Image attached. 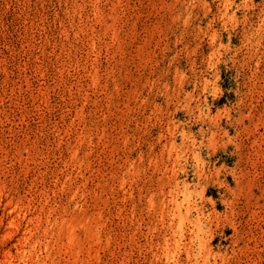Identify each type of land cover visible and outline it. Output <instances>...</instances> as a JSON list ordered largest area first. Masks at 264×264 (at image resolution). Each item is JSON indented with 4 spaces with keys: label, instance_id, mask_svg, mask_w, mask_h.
<instances>
[{
    "label": "rangeland",
    "instance_id": "374dc122",
    "mask_svg": "<svg viewBox=\"0 0 264 264\" xmlns=\"http://www.w3.org/2000/svg\"><path fill=\"white\" fill-rule=\"evenodd\" d=\"M0 264H264V0H0Z\"/></svg>",
    "mask_w": 264,
    "mask_h": 264
},
{
    "label": "bare ground",
    "instance_id": "6f19581e",
    "mask_svg": "<svg viewBox=\"0 0 264 264\" xmlns=\"http://www.w3.org/2000/svg\"><path fill=\"white\" fill-rule=\"evenodd\" d=\"M171 204H172V202H171ZM177 204H179L178 202H177ZM179 206V205H178ZM177 207V206H176ZM172 209V208H171ZM197 219V218H196ZM199 222V221H198ZM201 222V221H200ZM200 227V226H199ZM196 231V230H195ZM193 232V231H192Z\"/></svg>",
    "mask_w": 264,
    "mask_h": 264
}]
</instances>
